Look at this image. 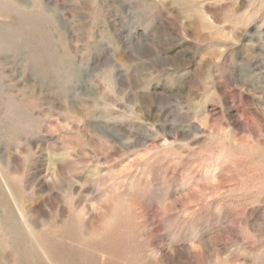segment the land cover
Segmentation results:
<instances>
[{
  "label": "rangeland",
  "instance_id": "obj_1",
  "mask_svg": "<svg viewBox=\"0 0 264 264\" xmlns=\"http://www.w3.org/2000/svg\"><path fill=\"white\" fill-rule=\"evenodd\" d=\"M6 207L0 264H264V0H0Z\"/></svg>",
  "mask_w": 264,
  "mask_h": 264
},
{
  "label": "bare ground",
  "instance_id": "obj_2",
  "mask_svg": "<svg viewBox=\"0 0 264 264\" xmlns=\"http://www.w3.org/2000/svg\"><path fill=\"white\" fill-rule=\"evenodd\" d=\"M4 204V203H3ZM9 205V204H8ZM6 213L5 217L3 218L0 217V225L4 227V231L8 232V235L6 234V237L9 239V242L12 243H20L21 241L23 242H28V236L31 233L30 228L29 231H25L26 229L24 226L29 227L27 223L23 220L24 226L18 222L17 219H15V215L11 213L8 207H6ZM14 215V216H13ZM22 219L24 218L21 214ZM25 229V230H24ZM27 237V238H26ZM30 238V237H29ZM35 238V237H34ZM27 239V240H26ZM37 239V238H36ZM39 245V243H37ZM21 245V244H20ZM29 245V244H28ZM40 246V245H39ZM43 247V246H42ZM31 248V247H30ZM19 250V249H18Z\"/></svg>",
  "mask_w": 264,
  "mask_h": 264
}]
</instances>
